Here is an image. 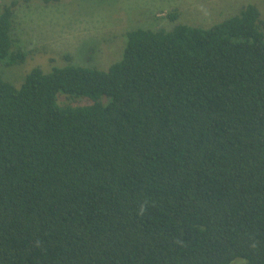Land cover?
Returning <instances> with one entry per match:
<instances>
[{
  "label": "trees",
  "instance_id": "1",
  "mask_svg": "<svg viewBox=\"0 0 264 264\" xmlns=\"http://www.w3.org/2000/svg\"><path fill=\"white\" fill-rule=\"evenodd\" d=\"M125 35L106 69L0 76V264H264L258 7Z\"/></svg>",
  "mask_w": 264,
  "mask_h": 264
},
{
  "label": "rangeland",
  "instance_id": "2",
  "mask_svg": "<svg viewBox=\"0 0 264 264\" xmlns=\"http://www.w3.org/2000/svg\"><path fill=\"white\" fill-rule=\"evenodd\" d=\"M11 2L13 37L25 53L21 61L0 60V76L16 87L34 67L47 72L73 63L106 69L120 59L125 34L134 28H209L248 4L264 19L263 0H0V5Z\"/></svg>",
  "mask_w": 264,
  "mask_h": 264
}]
</instances>
